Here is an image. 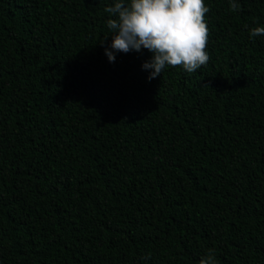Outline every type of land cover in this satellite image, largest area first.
I'll list each match as a JSON object with an SVG mask.
<instances>
[{"label": "trees", "instance_id": "trees-1", "mask_svg": "<svg viewBox=\"0 0 264 264\" xmlns=\"http://www.w3.org/2000/svg\"><path fill=\"white\" fill-rule=\"evenodd\" d=\"M236 2L149 80L105 54L115 0H0V264H264V0Z\"/></svg>", "mask_w": 264, "mask_h": 264}, {"label": "clouds", "instance_id": "clouds-1", "mask_svg": "<svg viewBox=\"0 0 264 264\" xmlns=\"http://www.w3.org/2000/svg\"><path fill=\"white\" fill-rule=\"evenodd\" d=\"M229 5L233 12L241 9L236 0H229ZM209 11L205 0H115L114 6L105 8L114 17L106 22L112 40L105 54L114 62L116 52L147 49L152 56L142 68L151 70L149 80L161 76L166 67L197 72L210 59L205 20ZM249 34L264 36V26L252 27ZM199 264H217L215 250L209 249Z\"/></svg>", "mask_w": 264, "mask_h": 264}]
</instances>
